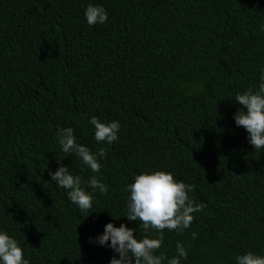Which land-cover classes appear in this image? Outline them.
<instances>
[{
	"label": "trees",
	"instance_id": "1",
	"mask_svg": "<svg viewBox=\"0 0 264 264\" xmlns=\"http://www.w3.org/2000/svg\"><path fill=\"white\" fill-rule=\"evenodd\" d=\"M89 3L106 23H86ZM262 23L264 0H0V229L30 264H109L113 252L89 239L109 222L138 227L123 217L125 186L149 169L193 185L205 205L189 229L165 230L166 256L178 241L182 264L264 254V149L235 126L232 101L258 82ZM91 116L118 120L119 140L97 144ZM69 126L106 152L97 178L109 190L89 215L48 174L60 160L93 175L60 150L56 129Z\"/></svg>",
	"mask_w": 264,
	"mask_h": 264
},
{
	"label": "clouds",
	"instance_id": "2",
	"mask_svg": "<svg viewBox=\"0 0 264 264\" xmlns=\"http://www.w3.org/2000/svg\"><path fill=\"white\" fill-rule=\"evenodd\" d=\"M83 15L89 26L104 24L109 18L101 4L89 3ZM259 27L264 32V23ZM232 101L241 106L233 117L235 126L243 127L248 133V143L254 151L264 149V63L259 65L255 87L237 91ZM88 124L92 126V139L97 144L112 145L119 140L121 124L118 120L105 123L91 116ZM74 133L70 126L57 127L55 138L60 150L75 155L93 175L82 179L60 160H57L58 168L54 172L49 170L48 174L55 187L65 190L67 200L89 215L95 202L94 194L106 195L109 190V186L97 178L106 152L103 147L93 151L82 145ZM125 191L128 195L123 217L135 222L138 227L131 228L123 223L116 227L109 222L104 225L103 232L90 238L89 242L113 252L109 264H182L188 257L183 243H176L175 254L170 257L160 249L165 230L184 232L191 227L195 218L193 214L205 208L203 203L196 202L191 196L193 185L175 179L170 171L149 169L133 174L132 182L126 184ZM138 229L143 230V235L138 233ZM191 235L195 239L196 233ZM0 264H30L20 241L4 229H0ZM234 264H264V254L246 251L235 256Z\"/></svg>",
	"mask_w": 264,
	"mask_h": 264
}]
</instances>
